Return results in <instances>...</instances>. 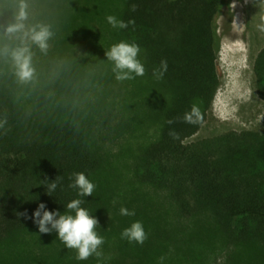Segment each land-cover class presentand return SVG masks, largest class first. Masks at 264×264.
<instances>
[{
    "label": "trees",
    "instance_id": "16d2710c",
    "mask_svg": "<svg viewBox=\"0 0 264 264\" xmlns=\"http://www.w3.org/2000/svg\"><path fill=\"white\" fill-rule=\"evenodd\" d=\"M8 1L0 0V264H54L59 248L66 250L63 256L77 257L55 231L39 233L31 218L17 214L31 217L41 202L49 211L66 212L72 199H81L98 219L96 231L104 238L102 256H90L91 264H264V131L230 130L214 139L188 140L206 119L220 83L217 20L229 0H26L28 20H72L68 3L92 5L106 47L95 52L87 87L78 79L83 76L65 72L69 61L56 52L62 42L51 38L45 53L4 33L20 3ZM54 6L62 12L55 15ZM109 15L135 23L113 28ZM121 41L139 45L146 70L123 84L105 55ZM23 43L30 46L35 69L27 83L19 81L11 56L4 54L5 47ZM162 60L167 71L157 79L153 71ZM253 71L255 91L264 100V46ZM193 105L203 115L199 124L183 120ZM173 131L178 138L169 134ZM111 141L116 150L106 143ZM79 172L96 185L93 196L81 197L69 187ZM56 177L50 196L46 185ZM146 187L164 189L170 203L149 196L132 208L123 195L143 199ZM121 207L135 215H121ZM174 211L177 217L170 221ZM135 221L147 233L143 244L121 238ZM227 243L231 248L215 263L216 250Z\"/></svg>",
    "mask_w": 264,
    "mask_h": 264
},
{
    "label": "rangeland",
    "instance_id": "374dc122",
    "mask_svg": "<svg viewBox=\"0 0 264 264\" xmlns=\"http://www.w3.org/2000/svg\"><path fill=\"white\" fill-rule=\"evenodd\" d=\"M6 5L8 0H4ZM54 13L62 12V8L54 6ZM35 10L37 16L41 12V5L36 4ZM68 13L74 14L72 20L56 17L46 19L29 18L25 21L28 27L43 24L49 26L53 32V37L58 43L57 55L69 61L64 70L69 75L76 76L80 74L83 79H79L81 85L87 87L89 78L93 73V59L95 52L105 50L106 41L102 40L98 34L95 19L92 14V5L89 2L68 3L66 7ZM261 17H264V0H229V9L223 8L222 14L217 20V33L219 35V48L217 52V71L220 83L217 86L210 109L206 119L202 122L199 129L188 139H214L230 130L241 131L249 130L254 132L264 131V100H262L255 91L253 63L258 50L264 46V32L258 30L257 25L261 23ZM55 22V23H54ZM98 39V40H97ZM100 42L101 45H95ZM127 81L119 82L121 84ZM120 92V90H118ZM126 130V127H123ZM114 141L106 142L113 144ZM116 143V141H115ZM113 144V149L117 145ZM114 152V150H112ZM115 153V152H114ZM112 153L113 163H119V160ZM130 161V158L125 156ZM131 162V161H130ZM124 178L128 180L130 175L123 170ZM125 183V182H124ZM125 188L129 186L125 184ZM144 193L143 199L127 194V199L131 198V207L138 208L141 201L149 200V196H154V200L166 204L170 203L168 193L164 189L152 190L146 187L141 191ZM134 196V195H133ZM138 196H142L139 194ZM154 208L156 204L150 202V207ZM158 208V207H157ZM153 213V212H151ZM171 212L169 220H174L177 216ZM156 219V216L153 219ZM187 230V229H186ZM231 245L216 250L215 263H221L226 256ZM59 255L54 264H91L87 260H78L74 255L72 259L63 256L66 251L59 248ZM69 253L74 254V250ZM190 252V250H188ZM191 255V254H190ZM194 264V263H192Z\"/></svg>",
    "mask_w": 264,
    "mask_h": 264
},
{
    "label": "clouds",
    "instance_id": "9594fccd",
    "mask_svg": "<svg viewBox=\"0 0 264 264\" xmlns=\"http://www.w3.org/2000/svg\"><path fill=\"white\" fill-rule=\"evenodd\" d=\"M28 5L26 0H20L18 11L15 15L14 22L9 23L4 28V33L9 37H17L22 42L31 41L37 45L41 52H47L49 48V40L53 37V32L49 26L38 24L28 27L25 23L28 19ZM132 10H136V5H132ZM108 23L113 28L125 29L129 24H134V20L127 22L118 20L115 16L107 17ZM259 31L264 32V17H261V23L257 25ZM140 47L135 43L125 41L118 42L106 51L105 55L113 64V73L118 82L134 79L136 76L145 75V67L138 59ZM4 54L10 55L16 69V76L22 83H27L33 79L35 69L32 65V52L27 43L15 48H4ZM167 71V61L162 60L160 68L153 71V75L157 79L163 78ZM184 122L189 124H199L203 121V115L197 105H193L189 112L183 117ZM167 123H174L173 120ZM174 138H178V134L169 133ZM73 182L69 185L71 188L78 189L81 197L93 196L96 185L91 182L83 173H74ZM70 179H72L70 177ZM57 188V177L51 183L46 185V192L51 193ZM81 199H72L66 205V212L49 211L46 205L41 202L31 217L26 212L17 213L18 216L31 218L37 225L39 233L50 234L53 231L57 233V237L64 243L66 248L75 249L77 251L78 260H87L90 256L95 255L101 257L102 252L99 250L104 244V238L97 234L96 228L99 226L98 219L90 215L88 210L83 208ZM120 214L123 216H134L135 211L126 207L120 208ZM121 238L129 242L143 244L147 239V233L140 221L133 222L130 227L125 228L121 233Z\"/></svg>",
    "mask_w": 264,
    "mask_h": 264
}]
</instances>
